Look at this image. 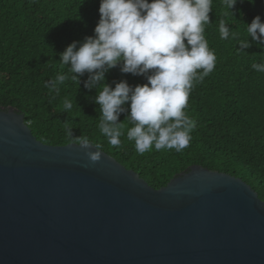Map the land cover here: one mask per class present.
I'll use <instances>...</instances> for the list:
<instances>
[{
  "label": "water",
  "instance_id": "95a60500",
  "mask_svg": "<svg viewBox=\"0 0 264 264\" xmlns=\"http://www.w3.org/2000/svg\"><path fill=\"white\" fill-rule=\"evenodd\" d=\"M0 264H264V201L199 165L154 189L94 145L43 144L0 107Z\"/></svg>",
  "mask_w": 264,
  "mask_h": 264
},
{
  "label": "trees",
  "instance_id": "16d2710c",
  "mask_svg": "<svg viewBox=\"0 0 264 264\" xmlns=\"http://www.w3.org/2000/svg\"><path fill=\"white\" fill-rule=\"evenodd\" d=\"M99 6L100 0H0V107L24 114L25 123L43 144H79L86 137L154 189L199 165L240 178L264 201V73L251 67L264 63V46L257 47L249 38L252 47L243 50L247 55L237 56L239 45L220 39L218 30L223 18L230 30L246 39V25L256 16L264 22V0H237L230 12L220 0H213L212 25L206 26L205 35L217 61L189 98L186 112L196 122L191 142L181 152L153 148L143 155L126 138L131 127L125 121L128 113L119 117V122L125 121L119 148L100 133L95 100L102 85L86 89L87 73L79 77V84L69 80L62 85L55 100L44 86L58 72H67L61 67L60 54L71 43L94 35ZM120 81L133 87L147 83L142 76L121 73L119 67L110 70L103 83L114 88ZM65 97L73 101L68 112L63 109ZM65 123L72 137L66 135Z\"/></svg>",
  "mask_w": 264,
  "mask_h": 264
},
{
  "label": "clouds",
  "instance_id": "9594fccd",
  "mask_svg": "<svg viewBox=\"0 0 264 264\" xmlns=\"http://www.w3.org/2000/svg\"><path fill=\"white\" fill-rule=\"evenodd\" d=\"M253 2V0H249ZM229 12L237 0H220ZM213 0H100V19L94 35L84 41L71 43L60 54L62 68L54 79L45 82L49 95L55 100L67 81L80 83L88 74L84 87L91 90L98 84L95 103L99 105V131L114 148L121 146L122 129L127 121L126 138L133 141L137 153L163 149L183 151L191 142L196 122L186 112L196 83L202 82L216 67L217 57L206 39ZM225 19L218 21L222 40L236 42L235 54L264 46V22L256 16L246 25L247 38L241 39L230 30ZM120 68L121 73L142 76L146 84L130 86L120 81L111 87L106 74ZM252 69L264 73V63H253ZM127 106V107H126ZM65 112L73 109V101L63 99ZM122 113H128L119 122ZM66 135L72 137L65 123ZM79 143L88 148L90 142L81 137ZM97 148L99 145L96 146ZM92 162L101 159L99 151L88 152Z\"/></svg>",
  "mask_w": 264,
  "mask_h": 264
}]
</instances>
